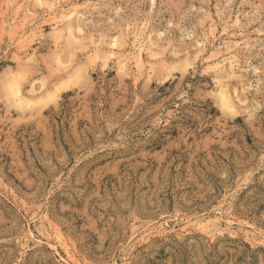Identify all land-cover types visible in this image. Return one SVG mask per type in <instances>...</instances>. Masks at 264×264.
I'll list each match as a JSON object with an SVG mask.
<instances>
[{
  "label": "rangeland",
  "instance_id": "obj_1",
  "mask_svg": "<svg viewBox=\"0 0 264 264\" xmlns=\"http://www.w3.org/2000/svg\"><path fill=\"white\" fill-rule=\"evenodd\" d=\"M0 264H264V0H0Z\"/></svg>",
  "mask_w": 264,
  "mask_h": 264
},
{
  "label": "bare ground",
  "instance_id": "obj_2",
  "mask_svg": "<svg viewBox=\"0 0 264 264\" xmlns=\"http://www.w3.org/2000/svg\"><path fill=\"white\" fill-rule=\"evenodd\" d=\"M54 7H55V6H54ZM50 11H51V10H50ZM54 11H55V10H54ZM54 11H53V12H54ZM59 12H60V11H59ZM65 12H67V11H65ZM58 16H59V15H58ZM64 31H65V30H64ZM55 37H56V36H55ZM125 61H126V60H125ZM125 61H124V62H125Z\"/></svg>",
  "mask_w": 264,
  "mask_h": 264
}]
</instances>
